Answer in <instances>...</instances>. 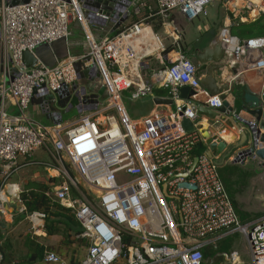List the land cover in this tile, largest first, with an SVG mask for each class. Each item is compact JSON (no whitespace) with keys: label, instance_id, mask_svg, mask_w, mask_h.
<instances>
[{"label":"built area","instance_id":"2783aa9c","mask_svg":"<svg viewBox=\"0 0 264 264\" xmlns=\"http://www.w3.org/2000/svg\"><path fill=\"white\" fill-rule=\"evenodd\" d=\"M216 2L236 14L264 13V0H133V11L130 7L126 12L137 21L98 42L91 23L97 17L110 18L101 11L87 15L78 0L0 5L2 42L12 56L10 83L5 76L0 80V185L1 179L11 176L19 157L39 148L53 147L56 158L68 161L77 176L67 173L54 197L81 224L80 236L88 243L81 264H204L205 250L215 243L213 235L229 228L245 236L253 264H264V216L247 224L240 221L218 158L203 152L190 172L197 145L207 141L202 127L208 117L199 113V106L218 108L222 99L202 84L179 33L172 28L171 16L179 11L192 21ZM72 18L84 30L88 52L54 67L40 61L32 68L25 66V51L34 53L40 45L68 39ZM154 20L172 36L176 58L164 69L150 72L146 60L162 47ZM224 49L233 65H241L240 74L261 73L264 104V37L242 41L229 34ZM85 56L90 60L84 67L99 71L108 97L70 125L34 121L29 109L35 91L43 88L60 94L79 92L82 107L96 105L83 103L86 80L79 79L75 68V62ZM155 84L168 88L176 109L170 114L156 109L138 123L129 115L123 93L134 88L132 96L140 99L152 94ZM184 86L194 91L188 98L180 96ZM10 106L17 107L16 114ZM185 119L192 122V130L185 128ZM72 188L79 197L73 196ZM0 211L6 213L2 205ZM31 215L32 219L45 217L39 211ZM46 261L56 263L60 258L47 252Z\"/></svg>","mask_w":264,"mask_h":264},{"label":"crops","instance_id":"0c3cea01","mask_svg":"<svg viewBox=\"0 0 264 264\" xmlns=\"http://www.w3.org/2000/svg\"><path fill=\"white\" fill-rule=\"evenodd\" d=\"M209 7L206 9L204 13H202L198 17L199 18L198 21H196V19L190 21L186 19L184 15L179 11H174L171 16L172 28L176 29L177 32L179 33L182 48L186 51V53L190 58L195 56L198 50H203L206 47L213 46L214 50L212 56H214L215 58L219 57V60L214 62L220 65V71L215 72V75L219 76V79L221 81L220 85L230 86L232 84L233 88L235 89L234 91L231 90L224 91V94L226 95L227 101L229 102L230 106H234L238 102L243 103L246 106H250L249 104L252 101H255L256 97L261 99V94L263 90L262 75L261 73L255 71L245 72L240 74L241 65L240 64L233 65L230 62L228 55L224 49V39L229 34L231 36L238 37L232 33V27L235 21L239 20L241 22L250 23L252 21H256L261 17H263L264 13L258 15L256 11L250 12L248 10H243L241 13L236 14L225 9L222 6L221 2H216L213 5H211L210 8ZM214 9L218 10L215 15L211 14V12ZM176 17H179L178 24L174 23V21H176L175 19H178ZM135 21H137V18L132 17L131 20L129 19L121 27L129 26ZM156 21L157 20L152 21V24L154 26L155 32L160 37L162 47L158 49H156L157 47H154V49L156 50L154 51L153 54L148 56L146 60L147 62H150V68L154 69L155 70L154 72L164 69L168 61H171L172 59L176 58V52L172 50V46H171L172 36L170 37L165 32V30L161 26H159L158 22ZM91 28L98 42H100L101 39H103L107 35H112L116 30H118L116 29L114 32H112L114 28L113 23H108L106 26L95 25V23H91ZM69 30H70V36L68 37V39L56 41L51 47L44 46L42 48L41 47L39 48V50L42 53V59H43V62L42 61L40 62H42L43 64L48 62L52 64L51 67H54L59 62L64 61L67 58H77L88 52L89 50L88 41L84 33V30L77 19L72 18L69 25ZM255 37H264V36H255ZM238 38L240 39V37ZM249 38H254V37H249ZM240 40L243 41V39ZM160 52L162 53V55ZM206 66L207 65H204L202 67L206 68ZM198 75H199V71H198ZM201 76L202 75H199V77L202 79ZM7 83L9 84L10 82L7 81ZM134 90L135 89L132 88V95ZM169 93L170 92L168 88H163L159 84H155V86L153 87L152 94L147 95L140 99H136L132 96V98H134V100L138 102H142L143 104L144 103L148 104L150 102L152 105L150 111L144 116H141L140 118H136V119L131 116V118L134 121L141 123L145 117H147L151 112L155 111L156 109L162 111L165 114L172 113L176 109L175 103L173 104L164 103ZM9 109L10 112H12L13 114H16L18 111L17 107L15 106H10ZM29 114L31 118L38 123L44 125L54 124L52 120L48 119L46 115H44L38 110V107L36 105L32 104L30 106ZM236 114H239L241 118L237 119L235 116ZM80 118H75V119L68 118L63 123L65 125H70L71 123L78 121ZM254 118L255 117L252 114L244 110L237 111V113L234 114L231 113L230 116H225L224 114L219 113V115L216 118L208 117V121H207L208 128L205 127L206 121H203L202 130L203 132L205 130H209V132L212 135V138L222 139L221 141L224 142L227 141L228 146H232L235 143L240 142L242 138V130L245 129L244 128L245 126L243 125V122H241V120L251 121ZM202 143L206 145V149L204 152H206V150H211V153L218 158V161L221 164V170L223 169V167L228 165L236 166L235 169L236 177L239 175V173L241 174V172L248 171L250 173V175L247 178V181L245 182L246 184H248L249 182L250 185L253 181L254 182L256 181V178H258L264 183V166H263V162L260 159H256V160L250 159L245 164L233 162V157L236 155L237 151H241L242 149L247 148L248 147L247 145L241 146L238 150H236V152L228 155L227 149H225L223 152H219L217 149L214 150L210 149V145L208 141H203ZM48 156H50L51 158ZM72 172L75 171L68 163V161L59 160L58 158H56L53 147L39 148L30 156L19 157L15 169L11 173V176L6 180L1 179L2 184L0 185V190H1L0 201L3 203L2 204L3 211L6 212L4 213L6 215V220L8 219V217H11V220H14L15 218V222L19 223V220L24 219L23 210L27 211L24 201L25 197L43 195L49 199L46 200L48 201L47 206H43L38 210L39 212L44 213L45 217H39V218L36 217L33 220L34 228L36 229V232L37 233L40 232L39 233L40 237L46 241L42 257L39 259V261H37L38 264H69L68 259L70 258L72 259L71 256L73 249L75 248L74 246L76 244V241H80V243L82 241L83 242L86 241L80 236V234L75 233L72 229L70 230L71 227L70 219L71 217H75L73 212L69 208H67L62 202H60L54 197L55 188L60 184H62L65 181V179L68 178L67 173L73 176ZM242 191L243 189L239 192L242 193ZM72 194L75 197H79V193L75 188H72ZM261 198H264L263 193L261 194ZM232 202L238 216L241 217L239 212L244 214V218H246L245 215H250V213L244 210L243 205L239 204L236 198L234 199V201L232 199ZM234 202H236V204H234ZM6 204L9 206L10 213L6 211V207H5ZM60 205L65 208L60 207ZM18 210L22 211V213L21 214L17 213ZM35 220L37 223L35 222ZM245 221L243 224L250 223L252 219L250 220L246 219ZM47 222L49 224V228L54 230V234H50V235L47 234L46 232ZM12 226L13 225L10 224V227L8 229L0 230V235L2 234L6 241H7V236L5 234V231L6 233L8 232L11 233L10 231L12 229ZM224 231L225 233H222ZM220 232L221 234L217 235ZM220 232L213 235L212 238L215 240V242L218 239H221L231 234L232 232H240V231L234 228H229V229H224ZM27 241H29L30 243L32 239L28 237ZM210 247L211 246H209L205 250V253L210 251L209 250ZM9 252L11 254V251ZM47 252L56 254L60 258V261L56 263L47 262L46 261ZM225 253L227 252H223V251L221 252L219 249H216V251H214V254L212 256L211 255L206 256L209 260L208 264H224V263L227 264L230 262L231 264H242L241 256L239 254L241 253L240 251L234 250L232 251L231 254L227 253L228 257L224 259V257H222L221 255ZM242 254L247 258L251 259L252 261V256L248 249L246 238L243 244ZM68 255H70L69 258ZM86 255H84L83 258L77 262V264H81L82 261L85 259ZM234 255H235V259L233 261L232 256ZM1 260H2V255L0 253V264H1Z\"/></svg>","mask_w":264,"mask_h":264},{"label":"water","instance_id":"95a60500","mask_svg":"<svg viewBox=\"0 0 264 264\" xmlns=\"http://www.w3.org/2000/svg\"><path fill=\"white\" fill-rule=\"evenodd\" d=\"M30 0H0V5L3 2H7L10 5H19L21 3H28ZM67 1V0H66ZM82 3L85 8H87V15L91 12L101 11L109 16V20L97 17L94 22L106 26L108 23H114L113 28L114 32L116 29H119L124 23H126L130 18L126 9L132 7L133 0H78ZM118 8V9H117ZM65 40V39H61ZM59 40V41H61ZM55 43V42H54ZM51 45L43 44L37 47L34 53L30 51H25L22 56V61L25 66L32 68L38 61H42V53L39 48ZM213 46L206 47L203 50H198L196 55L191 58L193 64L197 67L199 75H202L201 82L208 89L212 95H220L222 99V106L218 108L211 109L206 105L199 106V113L208 116L209 118H216L219 113L224 114L225 116H230L231 113H237V111H247L252 114L255 118L253 125L249 120H241L245 126L242 130V138L240 142L235 143L232 147L229 148L228 144L224 141L214 140L212 138L209 130L203 132L204 137L207 139L210 149H217L219 152H223L225 149L228 151V155L236 152L241 146L247 145L248 147L237 151L235 157L233 158L234 163L245 164L250 159H260L263 162L264 166V104L260 98L256 97L255 101H252L249 105L246 106L243 103H236L234 106H230L227 101V97L224 94L225 90L234 91L232 84L229 85H220L221 81L219 76L215 75V72L220 71V65L214 61H218V58L212 56ZM90 60V56H85L82 59H79L75 62V68L78 72L79 79H85L86 85L81 92L83 95V103L89 104L94 103L95 106L82 107L80 101V93H67L60 94L59 92H50L46 88L36 90L35 97L32 100V104L38 107V110L46 115V117L54 122V124L62 123L65 121L64 116L70 113L73 109H77L80 113L96 109L98 104L103 102L108 97L107 88L101 83V75L99 71H95L94 67H84L85 63ZM12 64L11 52L5 47L2 42V31L0 25V80L3 76L6 77V80L9 81L8 74L10 72V66L8 63ZM45 63V62H44ZM46 66L51 67L52 64L46 62ZM207 65L206 68L202 66ZM152 72V69H149ZM78 85V81L75 82ZM233 88V89H231ZM248 89V88H247ZM193 90L184 86L180 88V96L182 98H188L189 95L193 94ZM160 103V102H159ZM164 103L173 104V95L169 93L166 97ZM183 124L187 130L193 129V124L188 119L183 121ZM253 126V127H252ZM259 141L256 145V141ZM206 153L211 154V150H206ZM198 161V156L194 159V165L190 169V172L193 170L195 164ZM188 175V173H186ZM6 210H9V206L6 205ZM10 227V224L4 220H0V230H6ZM222 257L226 259L228 254H222ZM209 260L206 257L204 264H208ZM226 264V263H224Z\"/></svg>","mask_w":264,"mask_h":264},{"label":"rangeland","instance_id":"374dc122","mask_svg":"<svg viewBox=\"0 0 264 264\" xmlns=\"http://www.w3.org/2000/svg\"><path fill=\"white\" fill-rule=\"evenodd\" d=\"M133 8L134 7L132 6L131 11H133ZM217 11H218L217 9H214L211 12V14L215 15L217 13ZM131 18L132 17H130V20H131ZM176 18H178V19H175L176 21H174V23L178 24L179 23L178 22L179 17H176ZM198 19L199 18H197L196 21H198ZM232 33L234 35L240 37V39H243V40L247 39L249 37L264 36V16L261 17L260 19L256 20V21H252L250 23L241 22L239 20L235 21V23L232 27ZM123 102L127 108L129 115L135 119L140 118L141 116H144L145 114H147L150 111L151 105H152L150 102L148 104H145V103L143 104L142 102H138V101L134 100V98H132V89L127 90L123 93ZM112 113L117 116V113L115 110ZM81 116H82V113H80L75 108L70 113L65 115L64 119L65 120L68 118L75 119V118H80ZM138 128H140V127H138ZM232 146H229V148ZM48 157H50V156H48ZM72 174L74 177L77 176L75 172H72ZM243 184H244L242 186L243 188H240V185H235L234 199L236 198V200L239 202V204L240 205L242 204L244 207V210L247 211L248 213H250V215H245L246 218H242L239 216V218H240V221L242 223H244V221L246 219H248V220L253 219L251 222H254V221H256V220H258L264 216V198H261V194L262 193L264 194V183L261 180H259L258 178H256V181L255 182L253 181L250 185H249V182H248V184H246V183H243ZM242 189H243V191H242V193H240L239 191H241ZM167 200L170 201V198L167 197ZM2 204L3 203L0 201V205H2ZM244 204H246V205H244ZM6 211L8 213H10L9 210H6ZM23 211H24L23 212L24 213L23 214L24 219L19 220V223L15 222V218H14V220H11V217H8V219L6 220V215L2 211H0L1 212V220H4V221L10 223L11 225H13L12 229L10 231L11 233H9V232L6 233V231H5V234L7 236V241H10L12 250H10L11 254H10V252L7 251V254L9 255L10 258L4 264H38V262H36V261L29 262V256L35 254L36 245L42 244L43 248H45L46 241L40 237V235H39L40 232L39 233L36 232V229L34 228V222H33L34 219H32V215L29 212L27 213V211H25V210H23ZM17 213L21 214L22 211L18 210ZM35 222H36V220H35ZM222 233H225V231ZM220 234H221V232L218 233L217 235H220ZM28 237L30 239H32V241L35 242V244H36L35 246H33V247L30 246L29 241H27ZM244 241H245V237L243 236L242 233L232 232L231 234H229V235H227L221 239H218L213 244V246H211L209 248V250L214 252V251H216V249H219L221 252L222 251L227 252L228 254H231L232 251L237 250V251L241 252L239 254L241 256L242 264H244V263L245 264H252L251 259L247 258L246 256H244L242 254ZM74 247L75 248L73 249L72 256H71L72 259L71 258L68 259L69 264H77V262L80 259H82L84 255H86L88 243H87V241H84V242L82 241L81 243H80V241H76V244ZM81 254H83V255H81ZM69 257H70V255H68V258ZM10 259H11V261H10ZM118 264H127V263L123 261V262H120ZM227 264H231V262L227 263Z\"/></svg>","mask_w":264,"mask_h":264},{"label":"trees","instance_id":"16d2710c","mask_svg":"<svg viewBox=\"0 0 264 264\" xmlns=\"http://www.w3.org/2000/svg\"><path fill=\"white\" fill-rule=\"evenodd\" d=\"M125 27H127V26H125ZM125 27H122V28L116 30L112 35L120 33L122 30H124ZM205 149H206V145L201 142L200 144L197 145V147L194 151V156H199L200 154H202L205 151ZM235 169H236V166L228 165V166L223 167V169L221 170L222 179L224 180V183H225L233 201H234V195H235V185H240V188H241L244 185L243 183H245L247 181V178L250 175V173L248 171H246V172H241V174L239 173V175L236 177V170ZM47 199L48 198L43 196V195L25 197L24 201H25V205L27 208V212L32 214L33 212L38 211L41 207L47 206V202H48V201H46ZM234 204H236V202H234ZM60 207H62V206L60 205ZM62 208H65V207H62ZM239 214L241 215L242 218H244V214H242L240 212H239ZM70 220H71V222H70L71 227L69 226L70 230L72 229L75 233L81 234L82 228H81L80 224L78 223L77 219L75 217H71ZM46 232L48 235L54 234V230L49 228L48 222L46 224ZM29 244L31 247L36 245L33 241H30ZM10 249H11L10 241H6L4 236L1 234L0 235V253L2 255L1 264H4L7 260H9L10 257L7 254V251L9 252ZM43 252H44L43 246L40 244L36 245V252L34 255L29 256V262L39 261V259L42 257ZM213 254H214V252H212V251L205 253L206 256L207 255H213ZM10 261H11V259H10Z\"/></svg>","mask_w":264,"mask_h":264},{"label":"bare ground","instance_id":"6f19581e","mask_svg":"<svg viewBox=\"0 0 264 264\" xmlns=\"http://www.w3.org/2000/svg\"><path fill=\"white\" fill-rule=\"evenodd\" d=\"M255 14V13H254ZM225 28V27H224ZM205 127L208 128V123L205 122ZM227 135V134H226ZM1 194V193H0Z\"/></svg>","mask_w":264,"mask_h":264},{"label":"clouds","instance_id":"9594fccd","mask_svg":"<svg viewBox=\"0 0 264 264\" xmlns=\"http://www.w3.org/2000/svg\"><path fill=\"white\" fill-rule=\"evenodd\" d=\"M206 256V255H205Z\"/></svg>","mask_w":264,"mask_h":264}]
</instances>
